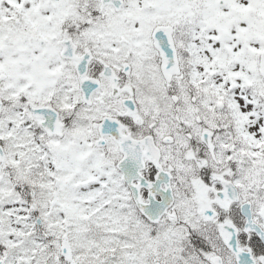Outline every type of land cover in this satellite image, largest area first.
Here are the masks:
<instances>
[{"label":"snow or ice","instance_id":"6c2138e0","mask_svg":"<svg viewBox=\"0 0 264 264\" xmlns=\"http://www.w3.org/2000/svg\"><path fill=\"white\" fill-rule=\"evenodd\" d=\"M0 264H264V0H0Z\"/></svg>","mask_w":264,"mask_h":264}]
</instances>
